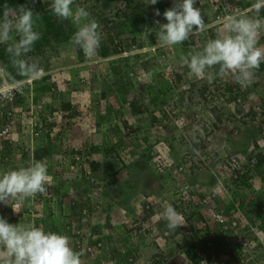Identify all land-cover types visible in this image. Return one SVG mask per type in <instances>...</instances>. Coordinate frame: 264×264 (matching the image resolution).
<instances>
[{"label": "crops", "instance_id": "0c3cea01", "mask_svg": "<svg viewBox=\"0 0 264 264\" xmlns=\"http://www.w3.org/2000/svg\"><path fill=\"white\" fill-rule=\"evenodd\" d=\"M254 2L255 0H252L248 4H253ZM133 31L141 41L143 39L147 40V43L151 42L146 37L145 24L133 25ZM258 46H264V43ZM174 47L176 53L178 46ZM128 51L115 56L126 55ZM104 63L109 68V71H111L112 65L116 62L111 64L104 61ZM80 66L84 68L79 70L78 65L68 64V66H59L56 63L54 67L47 71L48 78L43 77L36 82L39 85L44 84L48 80L57 86V93L64 94V97L59 96L58 99H54L53 95H49L48 102L44 107V113L51 110L50 106L58 107L62 103L70 107V101L73 98L71 89L77 83V76H79L80 72V74L88 77L92 73V77L96 74V70L92 71L82 63ZM134 66H123L122 76L119 77L112 70V73L110 72L112 75L111 79L103 77L102 79H91L88 83H82L80 90L77 92V98L81 104H85L88 107L81 113L79 112L80 120L75 119L78 114L76 110H72L73 112L70 116L71 123L61 128L64 139L61 141L52 139V128L50 131V129L44 127L45 131H43L41 137L34 141L31 154H25L21 159L9 163L0 162V172H3L7 169L27 166L33 161H41L47 166L48 174L51 175L53 182L50 197H45L41 200L31 197L21 201L22 209L20 213L14 212V201H9V204L0 203V216L12 224L38 221L39 224L37 225L45 231L67 235L70 238L72 247H74L75 238L73 239L72 236L63 230L62 224L68 220L75 222L85 232L93 234V237L90 238L91 241L97 237L103 242V247L93 257L82 252L81 264H189V262L193 261L192 255L186 253L189 239L182 234H178L177 232L172 233L167 230L166 221L162 217L159 219L155 213L156 211L160 212L163 209L162 206L154 205L149 210H142L146 203V197L155 196L158 198L163 194L170 195L174 187V180L172 181L170 177L167 179L165 176H160L153 169L151 158L154 143H152L149 135L150 127L157 119L162 122L163 130L153 140L164 144L161 147L165 148L166 154H169V159L175 163L178 162L179 157L186 150L175 152L174 150L178 148L174 144L182 139L188 143L192 140L195 142V135L192 133L191 128H189L192 122L189 123V126L185 125L181 127L182 131H172L171 134L174 139L172 141H165L167 130L164 131V120L159 118L157 111H159L160 106L173 99L175 104H177L176 106L181 108V110L185 109L187 113L192 111L198 112L204 123L203 126H209L210 131H206V133L210 132L211 136H216V140H210L209 148L218 157L227 156L232 152L242 153L246 151L249 147L248 145L254 141L257 130L248 124L235 121L234 123L239 130V136L236 138L230 137L229 126H223L221 132H218L212 126L216 122V116L206 106H196L188 99L183 90V92L173 91L172 94L166 95L170 91L169 87L171 85L169 82L165 83L166 79L164 81L161 78L165 74L157 72L159 75L154 74L155 70L158 71L159 68L152 71L153 76L152 73H149L150 67L146 69L144 65H141L142 72L140 76V69ZM186 68L189 71L188 67ZM262 68L263 70L258 72L260 76L255 77V80L260 78V81L258 80L257 82L258 87L264 86V63H262ZM127 71L131 72L128 73ZM133 72L136 76H134ZM159 80L164 83L162 87L156 85ZM254 87L258 94L257 87ZM46 95H48V92ZM38 96L42 97L44 95L39 91L36 93V97ZM217 114L220 118L223 117L221 115L222 112ZM152 115L156 119H152ZM45 126L48 125L45 124ZM180 129L177 128V130ZM127 130L131 131L133 136L128 138L131 141L127 155H123L119 152L117 143L120 144V142L122 143L127 140L124 133ZM201 130L199 135L205 132L203 129ZM223 131L226 133V136ZM49 133L50 136L48 137ZM246 139L249 142L244 144L243 140ZM260 139L264 142V136L261 138L257 137V140L261 143L262 140ZM60 143L79 146L81 150L91 154L92 160L87 165L92 172V176L88 182L82 176H66L65 173L69 169L68 160L70 156L67 152L64 164L56 159V154L63 150ZM5 149L3 153L9 156L15 150L14 147H7ZM168 175L171 176L170 174ZM210 176L211 174L208 172L205 175L198 172V174H185L184 178L189 181L201 180L202 182L204 180V182H207ZM65 177L67 178L65 179ZM249 179L251 187L235 189L232 186V191H234L233 193L236 195V198L231 195L234 201H239L241 196L249 192L250 195H253L254 199L256 197V199L260 200V209L257 211L260 216L256 213V215H245L249 235L251 234L254 241H259L258 243L262 245L259 246L257 252H253L252 261L249 264H253V262L255 264H264V220L261 219L264 216V200H262L264 199V180H261L259 176H252ZM71 200H77L76 206H71ZM225 202L227 204L229 200ZM80 205H84L89 210H92V206L99 208L96 213H88L90 215L88 224L85 223L86 218L79 214ZM222 205L223 209H226V205L224 203ZM31 211L35 212L34 215H38V217L35 216L33 218ZM51 212L53 213L51 214ZM123 216L139 222L148 219V221L154 223V228L152 231H145L135 237L129 230L124 228L122 224ZM195 219H192L195 226L197 228L203 227V223L199 222V224ZM214 232L216 235V246L222 248L227 245L224 240L225 238L226 242H228L226 236L219 229H215ZM88 241V238L83 239V243H87ZM121 248L126 250L125 254L120 252ZM159 253L161 254V258H159ZM128 258H131V262L128 261ZM219 261L220 264L244 263L243 259L239 257L233 258V255L220 256Z\"/></svg>", "mask_w": 264, "mask_h": 264}, {"label": "trees", "instance_id": "16d2710c", "mask_svg": "<svg viewBox=\"0 0 264 264\" xmlns=\"http://www.w3.org/2000/svg\"><path fill=\"white\" fill-rule=\"evenodd\" d=\"M77 1H78V6H84L86 8V10L89 11L90 18L95 19L99 24L98 30L101 32L102 40H101L100 48L98 49L97 55L95 57H99V58L102 57L105 59L107 58V62H110L111 64H113V62H116L115 64L112 65L113 66L112 70L118 75V77L122 76L123 66L131 67L132 65L137 63V60L139 57V54H137V53L136 54H130L128 56L127 55L118 56V57L115 56V55H118V54L123 53L125 51H128L129 49H131V47L136 42L135 40L138 37H136V35L134 34L133 25L141 24V23L145 24L146 25V33L145 34H146V37L149 38V40H151L150 44H157L156 36H155V32L159 29V24H157V22L166 23L167 21H166V18L163 16V12L166 9L173 6L172 0H158V2L155 5L145 4V0H75V2H77ZM251 1L246 0L243 2V0H238V5L240 7L250 6L252 3L248 4V2H251ZM21 4H27L29 7L33 8L34 13H39V17L37 19L36 30L41 33V39L35 43L33 50L30 53H28L27 58L31 61L38 62L39 66L45 72L43 77L48 78L49 75L47 76L46 72L48 70H50V68L54 67V65L57 63L58 56H62V57L65 56L66 58L67 57L70 58V55H73L74 56L73 61L79 62L82 64H87V66L92 65L93 58H95V57H93L89 61H86L85 55H84L82 49H80L79 47L70 43V38L73 35V33L76 31L75 25L70 20L58 21L51 13L50 4H46L45 2H42V0H36L34 6L32 5V0H0V15H2V10H3L5 5L15 9L16 6L21 5ZM196 6L201 9V12L204 16L205 24H206V33H205V35H204V33L200 35V37H202V41H201L200 45H198L195 49V50H200L202 48V46L207 42V40L213 39L216 37L217 29L220 25L215 24V25H211V26L208 25L207 26V24H209V22L214 19V14H215V10L210 5V3L202 2L201 0H197ZM156 9H159L161 15H159V16L155 15ZM105 14L108 16V19L107 18L104 19ZM207 14H209L208 18L206 16ZM250 14L254 15V13H250ZM260 17L264 18V9L261 10ZM129 35H130V37H128ZM127 38H129V39H127ZM262 43H264V33H262V35L259 39V44H262ZM136 45H138V47L141 46V44H136ZM182 47L185 49V55H187V53L190 50L187 49V47L184 44H182ZM5 48H6V45L0 44V64L4 70V74H5L6 79L11 82V80H9L7 78V74L11 73L12 79H14L16 81L23 80L24 78L16 75L14 69H12V67L9 63V57L5 51ZM123 62H126V63L128 62V66L126 63H123ZM153 63H154V61L149 60V61L145 62L144 64H142L146 67V69H148L150 67L149 73H152V75H153L152 71L155 68ZM185 67H187V66L185 65ZM90 70L94 71L93 68H91ZM262 70H263V68H262V63H261L259 69L255 73V77L260 76V74L258 72L262 71ZM214 71H218V66ZM156 72L158 73V71L155 70V73H154L155 75H157ZM185 73H186V71L181 69L177 72L172 73L171 76L174 77L175 81L178 82V84L179 83L182 84V82L187 84L188 79L186 80V78L184 77ZM92 75H93V73L91 74L90 77H88V76H84L81 74V75L77 76V80H79V82L88 83V82H90L91 79H93ZM172 77H170V78H172ZM166 78H168V77H166ZM258 80L260 81V78L259 79L257 78L256 80L254 79V81H256V82H254V86H256L257 90H258V95L260 98V107H261V109H264V86L262 85V86L258 87V85H257ZM37 81L38 80L34 81V94L35 95L32 96V98H31L32 101L27 96V93L29 91L28 87L26 89L27 93L16 96L15 101H16L17 106L20 108V110H27L29 108L30 102H36V100L38 99V97H36V93L39 91L42 93V95H46L47 92L48 93L50 92L51 95H53V97H55L54 99L59 98L60 93H57L58 91L56 92L57 86H55L53 83H50L48 80L46 82H44V84H39V85L36 83ZM163 84H164L163 81L161 82L159 80L158 84H156V85L162 87ZM78 87H79V85L77 84L75 89L76 90L79 89ZM72 88L74 89V86ZM169 89L171 90L172 88L169 87ZM184 92H185V95H187L188 99L190 101H192L196 106L197 105L204 106V107L206 106L207 109H210L211 111H213V113L216 116V118H215L216 122L213 123L212 126L218 132L219 131L221 132V128L223 126L224 127L229 126L230 127L229 128L230 137L236 138L237 136H239L237 134L239 132V130L237 129L236 124L234 123L235 121H237L238 123H242V124L243 123L248 124V125L256 128V130H257L255 133L256 135L254 137L255 138L254 141L250 145H248L250 148L248 147L247 150L242 152V153H238V152L237 153H233V152L229 153V155H232V154L243 155L245 157V160H246L245 162H248V163L244 162L245 164L242 165L241 169H237V177L236 178H233L232 180H230V182L226 185L222 184V188L226 189V195L224 197H221L218 195H216L217 197L216 196L212 197V200L215 204V208L217 210L228 213V211L231 208H233L236 211H238V213L236 214V217H237L239 223L237 224L236 227H233V229H231V230H229V229L225 230V229H222V228H220V226L215 225V224L213 226H209L207 223L208 219L204 217L203 213L200 211V208H196L197 205L195 204V202H196L195 200H198L200 197H202V194H200L198 191H195L193 194L194 196L191 195V197L183 203H177L175 200H173L171 202V205L175 208V210L178 213H180L181 215H183V217L185 218V221H186V226L190 230V235H188V236L185 235V237H187V239H189V243L186 247V253L188 255L191 254L192 259L195 260V262L197 260V257L200 258L201 256L205 257V255H207L206 249H205L206 244L208 242L207 240L211 239L212 241H215V239H216V235L214 232L215 229H219L226 236L228 242H226L225 238H224V240H225V243H227V245L229 244L231 246L229 249V252L233 251V258L239 257L240 259H243V254L239 253L240 246H238V244L231 243V240L236 235H238L240 233H244L243 235H245L246 233L249 234V232H248L249 230L247 227V220H246L247 218H246L245 214H247V215L258 214L259 215V213L257 211L260 209V200L256 199V197H255V199H253V201L256 202L254 205V202L252 203V201H250L249 203H245L243 200L244 196H241V199H239V201H238L239 202V208L237 210V208L234 205V203L236 201H234V198H232V195L236 198V195L233 193L234 191H232V186H234L233 188H235V189H241L244 187L249 188V187H251L250 182H249L250 181L249 177H252V176H259L261 180H264V144L263 145L259 144L260 143L258 141L259 139L257 140V137L261 138L262 136H264V130L262 127L254 126L252 123H247L246 120L244 119L245 117H243V116L238 117L234 113L231 112L228 104L233 100L234 92L233 91L231 92L229 87L227 85H225L224 83H222L221 77H219V76H217V78L211 84L207 83V81L205 79H199L196 81H192V82L188 83V88L184 89ZM56 94H57V96H56ZM46 104L47 103H45L43 107H45ZM2 108H3V111H5L6 106H4ZM50 109L51 110H49V111H52L55 109L65 110L71 116V113L73 112L72 110L74 108L71 105H70V107L69 106L67 107V104L62 103V105H60L58 107L57 106L56 107L50 106ZM219 111L222 112V114H221V115H223L222 118H220V116L217 114V113H221ZM157 112L159 113V118L161 120H165V118H166L167 123H170V125L168 124V126L167 125L165 126L166 130H167V135H166L165 141H172L174 139V137H172L173 135L171 134V132L172 131L173 132L182 131V130H177L175 124L170 120L169 116L165 113V111L163 109H159V111H157ZM196 113H198V112L192 111V112L188 113L189 118H193ZM150 114H152V112H150ZM36 116L41 121V126L39 128H38V126L35 127V130H39V136H38V138H39V137H41V134L43 133V131H45L46 127L48 129H50V131H51V128H50L49 124H47L48 126H45L44 117L42 115V112H38ZM152 119H156V118L152 115ZM191 122H192V125L187 124V126L190 125L189 128H191L192 133L195 135V142L193 140L190 141V143L187 142L186 152L184 151L183 154L179 157V159L181 158V160L184 159V157H185L184 155L190 156V158H192L196 154V152L205 151V149L208 148L209 144H210L206 140H205L206 143H201L199 141L200 138L204 137V134L199 135V133H201L200 131H202L201 129H203V131H205L204 133H206V131H210V129L208 128L209 126H207V127L203 126L204 123H203L201 117H199V119L197 121L192 120ZM234 129L237 130L236 134H233ZM209 133L210 132H208L206 134H209ZM223 133H224V131H223ZM224 134L226 136V133H224ZM49 136H50V133L48 134V137ZM227 136L229 137V135H227ZM60 139H64V138H60ZM54 140H57V139H54ZM260 140H262V139H260ZM180 141H184V140L182 139ZM157 142H159V141H157ZM248 142L249 141L247 139L243 140L244 144L248 143ZM261 142H263V140ZM20 143H21L20 141L9 142L8 140H4L2 142V150L0 151V155L1 156L5 155L3 153L4 152L3 150H6L5 148H7V147H12V148L14 147L15 148L14 152L20 150V148H21ZM64 144L60 143V146L63 150L61 151L62 157L59 161H61V163L64 164L65 163V157L67 156L66 153L68 152V154L70 156L68 163L70 164L71 163L72 150L70 147L65 148ZM200 146H202V147L200 148ZM61 152H59V153H61ZM215 154L216 153H214V155ZM24 155H25V153L23 154V156ZM252 159L255 160V163H254V167L250 168V161ZM9 162L10 161H8L6 163H9ZM201 165L202 164L198 160L197 161L192 160L191 166L189 168V172L187 174H190V173L191 174H194V173L198 174V172H199V174L204 173V175H205V173L208 172L211 174V176L209 177L210 179L207 182H204V180L201 182V180L189 181V180L185 179L186 182L188 184H194V183L198 182L207 188L212 187L213 185H219L220 182L218 181V176L214 172L209 170V168H208L209 166H206L204 169L202 167L203 165L202 166ZM68 170L66 171L67 173H65L67 177L71 176L68 173ZM62 171H64V170H62ZM67 177H65V179ZM71 177H73V176H71ZM52 185H53V182H52V178H51V184L46 185L47 191L43 194H37L36 195L37 200L38 199H40V200L44 199L45 197H50L51 193H52L51 192ZM226 200H229V202L227 204L225 202ZM262 200H264V199H262ZM77 203H78L77 200H75V201L71 200V206L72 207L76 206ZM222 203H224L226 205V209H223L224 207H223ZM243 203H245L247 205H244ZM98 210H99V208L95 207V206H92V210H89L84 205H80L78 211L82 217L86 218L85 223L88 224V222H89L88 218L90 217V215L88 213L89 212H90V214L96 213V212H98ZM31 213H33V214H31L33 218L35 216L38 217V215H34L35 212L31 211ZM52 213L53 212H51V214ZM194 218H196L195 220L198 221V223L202 222L204 224L203 228L202 227L197 228V226H195V224L192 222V219H194ZM261 219L264 220V216H262ZM33 223L39 224L38 221L37 222L35 221ZM242 224H244V226H242ZM62 226H63V230L65 232H67L68 235L72 236L73 239L75 238V242L73 245L74 246L73 249L75 251L83 252L85 254L90 255L91 257L95 256V253L98 250L96 252L92 253V252H89L85 249V246L87 244L92 243L90 238L93 237V234H91L90 232L89 233L85 232V230L83 228H81L79 225L75 224V222H72L71 220L64 222V224H62ZM123 226L126 230H129V228L126 225L123 224ZM184 227L185 226L183 224V226H179L177 228V230L172 232V233L177 232L178 234H182ZM55 228H56V226H55ZM227 233H229V234H227ZM230 233H232V235ZM251 237L253 239L252 235H251ZM85 238L89 239L87 244L83 243V239H85ZM258 245H259V243H258ZM197 246H199L201 248V252H202L201 256H196L194 253V250ZM215 246H216V244H215ZM216 248H218V247L216 246ZM255 248H256V246H255ZM231 254H229V255L232 256ZM159 258H161L160 253H159Z\"/></svg>", "mask_w": 264, "mask_h": 264}, {"label": "clouds", "instance_id": "9594fccd", "mask_svg": "<svg viewBox=\"0 0 264 264\" xmlns=\"http://www.w3.org/2000/svg\"><path fill=\"white\" fill-rule=\"evenodd\" d=\"M35 2L32 0L33 6ZM157 2L145 0V4L155 5ZM74 3L75 0H51V13L58 21L70 20L75 25L76 31L70 43L82 49L85 60L89 61L97 55L102 35L98 22L90 18L89 11L84 6L73 8ZM196 3L197 0H173V6L163 12L167 22H157L159 29L155 36L159 47L183 44L190 37L206 31L204 16ZM262 9L264 0H255L249 9L224 16L219 21L216 37L207 40L200 50L189 51L181 60L196 78L205 79L209 84L217 76L231 73L240 86H250L256 70L264 63V46H258L264 33V19L260 17ZM155 15H161L159 9L155 10ZM38 17L39 13H34L27 4L18 5L15 9L5 5L0 15V44L6 45L9 63L16 75L28 81L39 80L45 74L38 62L27 58L35 43L41 39V33L36 30ZM101 59L107 61V58ZM217 66L218 71H214ZM7 78L17 85L15 91H22V82L12 79L11 73L7 74ZM82 83L77 80L74 89H71L73 98L70 105ZM77 84L79 89L76 90ZM185 86L181 89L188 88V84ZM0 96L7 98L4 93ZM78 104L85 105L79 99ZM50 184L47 166L41 161L7 169L0 172V203L9 204V201H23L43 194L47 191L46 185ZM13 210L17 212L14 206ZM161 216L170 232L183 225L171 204L164 206ZM82 254L73 249L70 238L65 234L45 231L32 223L12 224L0 216V264H81Z\"/></svg>", "mask_w": 264, "mask_h": 264}, {"label": "built area", "instance_id": "2783aa9c", "mask_svg": "<svg viewBox=\"0 0 264 264\" xmlns=\"http://www.w3.org/2000/svg\"><path fill=\"white\" fill-rule=\"evenodd\" d=\"M209 1L210 5L215 10V14L214 19L211 20L209 24H207V26L219 24V21L226 15L245 11L250 8V6L240 7L238 5V0ZM200 35L201 34L195 37H190V39L188 41H185L183 44L190 51H194L202 41V37H200ZM172 47L173 46L168 48H161L158 46V44H148L146 48L142 49L153 52L150 53L153 55H157L156 51H159L158 53L160 55V58L168 60V62L170 63L162 67L164 74H167L168 70H170V67H173L172 62L169 60L170 58H168L173 52ZM174 54L180 61L181 67L185 66L184 62L181 60V57L185 55V49L182 47V45H178L176 53L174 51ZM100 60L102 59L95 57L93 58V63L96 64ZM221 81L229 87L231 92H234V98L228 104L231 112L238 117H245L244 119L247 123H252L254 126L262 127L264 130V109H261L260 107V98L256 93L254 82L250 86L242 87L238 83H236L231 73H227L223 77H221ZM20 82L23 83L22 91H15L14 89L17 87V85L6 79L4 70L0 64V93H4L7 95V98H4V96H0V151L2 150V142L4 140H8L9 142H21L20 150L13 152L10 156L7 154L3 156L0 155V162L6 163L8 161H15L21 159L24 153L31 154V151L34 147V141L39 136V130H35V127L38 126L39 128L41 126V121L36 116L38 112H42L45 124H49L50 128H52L51 137L53 139H57V141H61L62 139L60 138H63L64 136V134L61 133L63 132L61 128L66 124L71 123L70 115L65 110L55 109L47 113L43 112V106L48 102V96L51 95L50 92L48 93V95H44L42 97L38 96L36 102H30L29 108L27 110H20L15 101L16 96L27 93V87L29 88L27 96L31 101L32 96L35 95L34 81L23 79ZM172 83H175V79L172 80ZM183 87L186 86L183 85L182 88ZM4 106H6L5 111H3L2 108ZM71 106L78 112V115L75 117L76 120L79 119V112H82L87 107L85 105L80 106L78 104L77 97L71 102ZM160 109H163L165 111L170 120L178 129L189 124L192 120L197 121L200 117V115L196 113L193 118H189V115L185 111V109L181 110V108L175 107V104L172 101L163 104L162 106H160ZM162 130V122L158 119L149 129L150 132H162ZM124 133L127 140L122 143L120 142V144H118V149L121 154L127 155L129 143L131 141L128 138L132 137L133 134L129 130L124 131ZM236 133L237 130L234 129L233 134ZM151 141L152 143H154V150L152 152L151 158L153 169L160 176H165L167 179L170 177L172 181L174 180V187L170 195L163 194L158 198L155 196L146 197V203L144 204L142 210H149L154 205H160L162 206V208H164L165 205L171 204L173 200H175L177 203H183L187 199H189L191 195L194 196L193 194L195 191H198L200 194H202V197H200L198 200H195V204L197 205L196 208H200V211L203 213L204 217L208 219L207 223L209 226H213L215 224L225 230H231L233 229V227H236L239 223L236 217L238 211L233 208H231L228 213L217 210L215 208L212 197L216 195L224 197L226 195V189L222 188V184L226 185L230 182V180L237 177V169H241L243 164L248 163L245 162V157L241 154H232L218 157L215 156L214 152L208 147L203 152H196V154L192 158H190V156L184 155L185 157L183 160H181L180 158L178 162L175 163L174 161H171L169 159L166 152L164 151L165 148L160 146L162 142H155V140L153 139ZM260 144L263 145V142H261ZM64 147L72 148L71 163L69 164L68 173L71 176H82V178L88 182L90 177L92 176V172L87 165V163L92 160L91 154L88 152H84L79 146H70L69 143H65ZM56 157L57 160H60L62 157V152L56 154ZM192 160H198L203 165H201L203 168L209 166V170L214 172L218 176V181L220 182V184L208 188L198 182L194 184H188L184 176L189 172ZM254 163L255 160L252 159L250 161V168L254 167ZM168 174H170L171 176H169ZM49 176L51 177V175ZM243 196V200L245 203H249L250 201H252V203L254 202L253 195H250L249 192H247ZM32 198L37 200L36 195ZM255 203L256 202H254V205ZM234 205L238 210L239 202L236 201ZM14 206L17 208V212L20 213L22 209V202L14 201ZM162 211L163 209H161L160 212L156 211L155 213L159 217L161 216ZM178 214L181 217V223L185 226L183 228L182 234L184 236L190 235V230L186 226L185 218L180 213ZM142 215L144 216V214ZM122 224L126 225L129 228V231L135 237L145 231H152L154 228L153 223L151 221H148V219L139 222L131 220V218L125 216H123L122 218ZM34 225L39 227V225L37 224ZM242 226H244V224H242ZM230 234L232 235V233ZM243 234L244 233H240L236 235L231 240V243L238 244V246H240L239 253L245 255L254 249L255 241L249 234ZM207 241L208 242L205 247L207 255H205V257L201 256L202 252L199 246L195 248V255L201 256L200 258L197 257V261L195 264H218L217 258H219L220 256L229 255L231 253L233 255V251L229 252V249L231 247L229 244L220 249L216 248L215 241H212L211 239H208ZM91 242V244L86 243L87 245L85 246V249L89 252H96L103 247V242L97 237L94 238ZM120 252L122 254H125L126 250L124 248H121ZM128 260L131 261V258H128Z\"/></svg>", "mask_w": 264, "mask_h": 264}, {"label": "rangeland", "instance_id": "374dc122", "mask_svg": "<svg viewBox=\"0 0 264 264\" xmlns=\"http://www.w3.org/2000/svg\"><path fill=\"white\" fill-rule=\"evenodd\" d=\"M173 1V0H172ZM202 2H210L209 0H201ZM248 1V0H247ZM42 2H45L46 4H51V0H44V1H42ZM243 2H244V0H243ZM78 6V1L77 2H75L74 3V5H73V8H75V7H77ZM102 10V9H101ZM3 11V10H2ZM103 11V10H102ZM208 13V12H207ZM207 16V18L209 17V14H207L206 15ZM108 19V16L105 14V16H104V19ZM205 33H206V31L204 32V35H205ZM128 37H130V35L128 36ZM127 39H129V38H127ZM136 42L134 43L135 45H133L132 47H131V51H128L127 53H126V55L128 56V55H130V54H139V57H138V60H137V63H135L134 65V67H136V68H139L140 70H139V74L142 72L141 71V69H142V67H141V65L142 64H144L145 62H147V61H149V60H152V61H154V66H155V68L154 69H157V68H159V70H158V73H160V74H164V71H163V68L162 67H164L165 65H167V64H170L169 62H168V60H165V59H161L160 58V55H159V51H156V54L157 55H153V54H150V53H153V52H151V51H149V50H145V49H142V48H146L148 45H147V40H143L142 39V41L139 39V38H137L136 40H135ZM136 44H141V46L140 47H138V45H136ZM174 46H176V45H174ZM173 46V47H174ZM178 46V45H177ZM173 47H172V53H171V55L168 57V58H170L169 60L172 62V66L173 67H170V70H168V72H167V74H165V75H163L161 78H163L164 79V81H165V79H166V82L165 83H167V82H169V84L171 85V90L168 92V94H166V95H170V94H172L173 93V91H181L182 92V90L184 91V89H181L182 88V86L183 85H187L188 83H190V82H192V81H194V80H197V78H195L194 77V75L190 72V71H187V68L185 67V66H182L181 67V64H180V61L177 59V57L174 55V50H173ZM175 48V47H174ZM130 50V49H129ZM72 56V57H71ZM122 56H125V55H122ZM73 55H70V58L69 57H62V56H58V59H57V64H59V66H68V64H70L71 63V65H74V66H76V65H78V69L80 70V69H83L84 67H81L80 66V64L81 63H79V62H75V61H73ZM116 57H118V56H116ZM71 61V62H70ZM123 63H126V62H123ZM127 64V66H128V62L126 63ZM84 66H87V64H83ZM89 67V69H91V68H93L94 70H96L95 72H96V74L93 76V80L94 79H102L103 77L104 78H108V79H111L112 78V75L110 74V71H109V68L107 67V65H105V63H104V61H100V62H98V63H96V64H93L92 63V65L91 66H88ZM186 68V69H185ZM181 69H185V71H187L186 73H185V75H184V77L186 78V80L188 79V82H187V84L186 83H183L182 82V84L181 83H179L178 84V82H176L175 81V83H172L171 81L174 79V77H172L171 75H172V73H174V70H175V72H177V70L179 71V70H181ZM132 70H133V67H132ZM128 72V71H127ZM129 72H131V71H129ZM128 72V73H129ZM81 73V72H80ZM79 73V75H81ZM134 73V72H133ZM138 74V75H139ZM157 75H159V74H157ZM134 76H136V74L134 73ZM140 76H141V74H140ZM168 77V78H165V77ZM128 77H130L129 75H128ZM170 77H172V78H170ZM193 78H194V80H193ZM168 79V80H167ZM199 80V79H198ZM172 83V84H171ZM181 95V94H180ZM60 96L61 97H64V94H60ZM137 96V95H136ZM132 97V96H131ZM178 97V96H177ZM132 98H134V97H132ZM170 101H172V102H174L173 101V99H171ZM169 101V102H170ZM169 102H166V103H169ZM165 103V104H166ZM157 105H158V103H156ZM174 104H175V102H174ZM156 107V106H155ZM175 107H176V104H175ZM171 122V121H170ZM164 124H165V126L167 125L168 126V124L169 123H167V119L165 118V120H164ZM165 128V130L164 131H166V127H164ZM146 134H147V131H146ZM161 134V132H150L149 133V135H150V137H151V139H153L155 136H156V138L159 136ZM141 135V134H140ZM148 135V134H147ZM181 135V134H180ZM139 138V137H138ZM216 140V136L214 135H212L211 136V134H206V133H204V137L203 138H200V142L201 143H206L205 142V140L206 141H208V143L210 142V140ZM186 144H187V141L186 140H184V141H179V142H177V143H175L174 144V146L176 145L177 146V150L175 149L174 151L175 152H179V150L180 151H184V150H186ZM263 144H264V142H263ZM164 144L162 143L160 146H163ZM164 151H165V149H164ZM170 152V151H169ZM167 156H169V154H167ZM129 218V217H128ZM161 218V216H159V219ZM157 220H158V218H157ZM153 223V222H152ZM154 224V223H153ZM258 242L259 241H257V242H255V245H256V248L253 250V251H251V255L249 256V253H247V254H245L244 255V259H243V262L244 263H242V264H249L251 261H252V254H253V252L255 251V252H257L258 251V248H259V246H262L261 244H259L258 245ZM263 244V243H262ZM250 257H251V259H250ZM195 263V260H193V261H191V262H189V264H194ZM253 264H255L254 262H253Z\"/></svg>", "mask_w": 264, "mask_h": 264}]
</instances>
